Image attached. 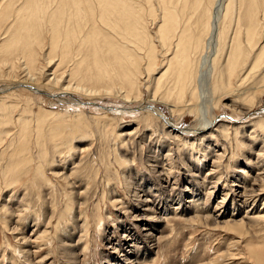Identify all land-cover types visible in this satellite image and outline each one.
I'll list each match as a JSON object with an SVG mask.
<instances>
[{"label": "rangeland", "instance_id": "obj_1", "mask_svg": "<svg viewBox=\"0 0 264 264\" xmlns=\"http://www.w3.org/2000/svg\"><path fill=\"white\" fill-rule=\"evenodd\" d=\"M6 1L0 0V8ZM39 2L44 7L37 11L33 4L32 12L38 16L34 14L36 26L32 28L31 35L35 37L31 40L38 38L32 43L39 59L35 74L41 78L37 82L42 83L44 78L40 72L44 73L47 64L44 52L49 50L48 22L58 4L55 0ZM208 2L210 0H202L203 5L198 12H193L195 15L190 11L191 23L195 22L196 14H200ZM232 2L238 8L239 0ZM152 3L143 4L139 17L154 41L161 11L156 13L154 10L159 8V4ZM241 3L246 5L245 0ZM19 4L22 5L21 2ZM64 8L67 12V7ZM236 8L233 9V19ZM26 14L24 10L22 15ZM13 18L0 26V45L7 39V35L2 38V34L15 24ZM233 19V22L226 19L224 23L231 29L226 42L234 36ZM76 24L73 21L74 27H77ZM193 27L196 28V25ZM258 32L261 41L249 57L250 61L260 45L264 44L263 21ZM245 39L244 31L243 44ZM39 40L42 47L37 45ZM214 43L209 45L207 53L203 52L206 56L202 59L200 75L203 69L208 70L211 66L209 57L215 56L218 47ZM155 44L157 57L150 67L151 82L144 79L149 68L147 47L142 51V58H137L140 95L135 93L127 99L114 92L107 96H91V99L73 94L75 98L90 102L80 108L79 121L78 114H72L76 106L71 97L65 95L63 98V94L57 93L58 89H51L55 95L53 98L42 93L36 94V97L26 85L17 86V90L13 88V94L2 93L9 85L25 82L22 80L26 71L23 72L25 69L19 59L23 49L9 50L7 59L11 65L3 62L6 55L0 56V264H128L127 261H134V258H138L136 264H260L250 253L249 245L259 246L256 249H260L264 244L263 130L252 127L247 133L243 132L245 135L239 140L240 133L238 141L235 133L222 136L219 130L204 139L203 133H179L144 110L146 108L142 109L144 105L152 104L172 121V125L182 131H192L200 120L210 117V113L217 118L221 115L220 120L224 122L218 125L228 123L229 120L222 115L230 116L235 107L240 109L241 105L243 108L248 103L232 105L236 98L231 94L216 107H211L209 99L212 94L202 93L200 114L191 111L188 105L196 102L198 90L194 93L195 97L188 90L183 100L186 106L181 104L173 111L170 101L175 98L177 90H174L173 98L165 93V88L174 87L173 81L161 88L159 94L153 92V86H148L154 85L153 80L165 69L168 58L172 56L169 53L165 56L161 53L165 51L162 46L157 41ZM55 57L59 58L58 55ZM66 70L68 68H59V72ZM249 81L247 85L243 84L249 87L246 94H252L258 82L248 84ZM234 82L233 79V85ZM40 85L43 87V84ZM163 95L170 101L164 100ZM261 99V102L257 100L251 106V113H263L264 92ZM40 104L53 112L43 125L41 142L36 127ZM109 107L110 110H107ZM123 108L125 113L122 114L120 111ZM23 112H27L25 114L31 124L26 137L19 134L21 123L18 117ZM247 118L250 121L254 119L251 116ZM77 124L81 126L75 130ZM53 127L57 135L52 136ZM19 151L20 154L17 153ZM18 161L21 162L15 169L12 164ZM35 170L41 174L36 176ZM9 178L13 179V183ZM252 190L257 193L248 198ZM256 217L260 218L253 219ZM234 221L237 224L234 225ZM131 237H134L133 240Z\"/></svg>", "mask_w": 264, "mask_h": 264}, {"label": "bare ground", "instance_id": "obj_2", "mask_svg": "<svg viewBox=\"0 0 264 264\" xmlns=\"http://www.w3.org/2000/svg\"><path fill=\"white\" fill-rule=\"evenodd\" d=\"M153 1H155L156 4H159L158 5L159 8L155 10L153 8L150 9L154 10L156 13L157 11H161L160 12L161 16L159 17L160 23L158 29H156L157 30L156 33L154 34L155 35L154 41H152L151 36L147 31L148 27L145 26L144 22H142L141 20L142 18L140 19L139 17L140 13H142L140 12V9L141 8L143 9L144 7L143 4L145 3L146 5L147 3L150 5ZM232 1L233 0H215V1L210 0V2H208V4L204 7L203 11L200 14H196L197 18L195 22L191 23L192 15H195V13H197L200 7L203 5L202 0H191V3L189 2V0H60L59 2L55 0V2L58 4L57 9H55L51 17L49 16L50 20L48 22L49 44L47 47L49 48V50L46 48L47 52L43 51L44 57L46 58V61L44 62H47V64H46V68H44L45 69L44 73L40 72V75H42V78L44 79L42 83L40 82L38 83L37 81L41 80V78H38V76H36L35 74L36 71L35 66H37V62L39 60L38 52H36V50L33 48V43L35 39L38 40V38L31 40L32 37H35L31 35V31L32 28L36 26L34 21L36 19V16L38 15L36 13H33L32 9L34 8L33 4H35V6L37 7L36 8L37 11L40 10L41 7H44V5L41 4L39 0H8V2L6 1V3H4L2 8H0V26L2 25L3 22L7 21L12 17H14L12 20H15V24L13 25V27L9 28L5 33L2 34L3 35L2 38H4L7 35V39L0 45V56L6 55L3 58V62L7 63L8 65H11L12 63L11 64L9 63V58L7 59L8 57L7 54L9 50L13 48L16 50L23 49L24 50L23 55L19 59L21 60L24 66L23 68L25 70L23 69L24 71L23 70L22 71L23 72L26 71L25 73L26 76L25 78L23 77L22 80L25 82H19V84H14L11 86L9 85L5 87L6 89L2 90L3 92L2 91L0 92L2 93L11 92V94H13L11 91L13 88L17 90L16 89L17 86L26 85L25 87L28 89L30 88V90H32V92L35 93V96L36 94L41 95L40 93H42L43 95L45 94L44 96L46 97L48 96L50 98H53V96L55 95L52 93L53 91L51 92V89H54V91L55 89H58L57 93L63 94V98H65L64 97L65 95L71 97V100L76 106L72 114H78L76 117L77 120L79 121L81 116L79 115L81 114L79 112L80 108L84 107V105L89 104L90 102L75 98L73 94L78 93L83 97L85 96V98L87 96L91 98V96L92 97L98 95L107 96L116 92L120 94V96L125 97L127 99L130 98V96L134 95L135 93L139 94L138 73L140 71V66L137 58H142V54H143L142 51L144 48L147 47L146 50L147 55L146 53L145 55L147 56L148 59L147 64L149 65V68H147L148 69V72L146 74L147 76L145 75L146 78L144 79L150 81L151 79L149 80V77H151L150 74H152L151 73L152 68L150 69V67L154 65L157 57V53L155 50L156 49L155 41H157L160 44V46H162L163 51L165 50L164 52L161 53H165V56H167L166 54L169 53L172 56L171 58H168L167 66L161 72V74L158 77L155 76L156 77L154 79L155 81L153 80L154 85L151 84L148 86H153V92L155 91V93H158L161 90V88H164L169 81H173L174 87L170 89L165 88V93L167 96L173 98L174 90H177L175 98L170 101V98L164 97L163 95L164 100L168 102L170 101L172 103L171 109L173 111H176V109H178L181 104H184L183 100L185 97V93L188 90L191 92V95L194 97H195L194 94L195 91L198 90V97L195 98L196 100L193 99L196 102L193 103L192 106L191 103L188 104L190 105V110L196 111L197 113L198 112L200 113L199 105H200L202 93L212 94L211 99H209L211 107H216L221 102V100L224 99V97H226L227 99L229 98L228 95L231 94H233V97L236 98V101L234 102L231 101L232 105H236V104L241 105V102H246V101L248 102L247 104L250 103V105L248 106L247 104L245 105L244 103H242L244 104L243 108L242 105L240 109L233 107L234 109L232 115L231 114L230 116L222 115L223 117L227 118L230 123L227 121L228 123L218 125L220 122H224L223 120H220L221 115L218 116L217 118L216 115H211L210 113L209 114L210 117H204L202 121L200 120L192 131H187L188 129L186 131L185 130L182 131L183 129H180L176 125H172L171 123L172 121L158 107L152 104L144 105L142 109L146 108L144 110L157 116L166 125L170 126L173 130L174 129L177 130V132L179 133H184V134L203 133L204 139L212 137L213 132L218 130L222 136L228 135L229 133L232 132L235 133V138L237 141H238L237 137L240 135V133H241V137L239 138V140L243 139L245 135V133L243 132L247 133V131H249L250 128L252 127L253 128L259 127L263 130L262 133H264V111L263 113L260 114L258 113V111H256L255 113L253 112L251 113L252 111L251 106H253L255 104L254 102H256L257 100L258 102L262 101L261 95L264 92V44L263 43H262L263 45L261 44L260 48L256 50L254 56L252 55L253 60L252 61L249 60V57L251 56V54L254 52V50L257 48V46L261 41L260 38L258 37L259 35L258 27L261 21L264 22V0H245V4H246L245 6H243L241 0H239L238 8L232 5L233 4ZM19 2H21L22 5H20ZM17 5L18 7H16ZM64 7H67V12H65L66 8ZM234 8H236V15L234 16L233 19ZM24 10L27 11L26 15H22ZM191 10H192V15L190 12ZM42 12L44 11L42 10ZM45 13L47 14V11ZM73 18H75V20ZM226 19H229L230 22H233L232 21L233 19L235 23L234 25L235 29L233 26L234 36L233 37L231 36L232 39L231 37H229L227 40L228 42H226V37L228 35L229 30L231 31V29H229L228 26L224 25ZM73 21L77 22L76 24L77 27L73 26ZM194 25H196V28L193 27ZM242 30L245 31V37H246L245 44H243L242 42L243 32H244ZM208 42L210 44L215 42L217 43L216 45H218V47H216L217 51L215 50L216 53L215 56L213 57V55H211L209 57L211 61V66L209 67L208 65L209 67L208 70L203 69V73L200 75L199 73L200 68L203 66L202 59L204 58L203 56L205 55V53L203 52L207 53L208 52L207 49L209 48L210 45V44L208 45ZM37 43L39 47L43 46L40 43V40ZM56 55H58L59 57L58 59H56L55 57ZM76 56H78L79 58H77ZM44 57L43 60H45ZM60 67L68 68V70H66L65 72H59ZM159 71H161V68ZM258 75L260 78L257 80ZM201 76L202 79L200 80ZM233 79L235 81L234 85H233ZM247 80L248 81L250 80L248 84L251 81L253 82L258 81L254 85L256 89V90L254 89L255 94H254V90L252 91L253 92L252 94H249L248 92L247 94L245 93V91H248L249 89L248 86H246L248 87L246 88L243 85V84L247 85L246 84ZM40 84H43V87H39L41 86ZM44 90H46V92ZM235 90L237 92L233 93ZM39 99H41V97H39ZM41 104L43 103L41 102ZM41 104H40V113L37 116V122H36V127L39 134V136L37 137L39 138V140L41 139V137L43 138L42 129L45 128V127L43 128V125H45L49 116L53 115V112L49 111L44 106L42 107ZM185 106L186 104L183 105V107ZM9 108L7 109L9 110ZM107 110H110V107L107 108ZM67 112L68 110H66V113ZM114 112L115 114L118 113L116 111ZM120 112H122V114L125 113L124 108ZM25 113L27 112L21 113L20 116L18 117V122L21 123L19 134L21 135L23 134V136H25L28 133V129L30 130V125H31L30 120L28 119V116ZM242 115L243 117H241ZM248 116H251V119L252 118L254 119L250 121L247 118ZM80 126H81L80 124H77V126L75 125L76 127L75 130H78ZM56 128H58V126ZM56 128L53 127L54 132L51 131V133L53 132L52 136L57 135V133H55ZM4 132L7 133V131ZM44 134L45 132L43 133V135ZM48 138L49 137H47L46 139ZM43 142H45V140ZM61 142L62 141H60L59 143ZM16 150L14 151L16 152ZM20 151L17 153L20 154L21 153ZM20 162L21 161H18L15 164H12L15 165V169L17 163L19 164ZM12 165L10 166V168L12 167ZM40 174L41 173L39 174L36 173V176L37 175L39 176ZM5 179L7 180V177ZM9 181L10 183H13L12 178H9ZM253 191L254 190H252L251 192L252 195L248 196V198H253L256 195L257 192L254 194ZM244 195L245 194H243V196ZM245 197H247V195H245ZM260 217H256L253 219L258 220ZM235 224H237V221L236 222L234 221V225ZM146 227H150V225H146ZM145 230H150V228H146ZM133 238L134 237H131L132 240ZM258 247L259 246H254L252 244L249 245V248H251L250 253L254 257L255 261H258V263L263 264L264 244L260 249H256ZM136 259L138 258H134V261L128 259L126 260L129 261V262L127 261L128 264L131 263L136 264L137 262Z\"/></svg>", "mask_w": 264, "mask_h": 264}]
</instances>
